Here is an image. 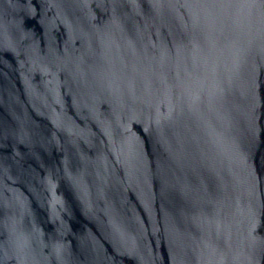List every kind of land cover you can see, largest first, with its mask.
Wrapping results in <instances>:
<instances>
[{
  "label": "water",
  "instance_id": "obj_1",
  "mask_svg": "<svg viewBox=\"0 0 264 264\" xmlns=\"http://www.w3.org/2000/svg\"><path fill=\"white\" fill-rule=\"evenodd\" d=\"M0 264H264V0H0Z\"/></svg>",
  "mask_w": 264,
  "mask_h": 264
}]
</instances>
